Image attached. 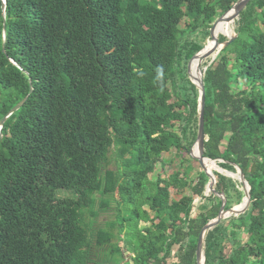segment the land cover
I'll return each instance as SVG.
<instances>
[{
  "label": "trees",
  "instance_id": "obj_1",
  "mask_svg": "<svg viewBox=\"0 0 264 264\" xmlns=\"http://www.w3.org/2000/svg\"><path fill=\"white\" fill-rule=\"evenodd\" d=\"M237 1L0 0V123L21 104L0 137V264H201L203 227L232 208V190L242 202L243 184L213 171L208 191L204 164L195 180L149 175L172 148L191 152L188 70L202 38L228 40L212 25ZM234 24L201 64V156L241 168L251 204L215 224L204 251L206 264H264V0Z\"/></svg>",
  "mask_w": 264,
  "mask_h": 264
},
{
  "label": "water",
  "instance_id": "obj_2",
  "mask_svg": "<svg viewBox=\"0 0 264 264\" xmlns=\"http://www.w3.org/2000/svg\"><path fill=\"white\" fill-rule=\"evenodd\" d=\"M250 0H238L236 2V4L229 10L227 11L224 16L220 19L219 21V25L223 24V21L226 19V17L228 15H231V17L229 19H232V21H235V19H237L239 17V14L241 12L242 9H244V7L248 4ZM4 8H6V3L4 4ZM222 35L227 36L228 40L224 43H220V42H215L214 46H212L211 42H208L207 44H205L204 48L202 50H200L194 57L192 64L189 67V74L196 80L197 82V86L199 88V124H198V137L196 139V142L193 145V148L191 150V155L193 156V158L197 159L200 164L202 165L204 160H209L212 161L216 164V166L218 168H215L214 170L221 172L225 171L226 176H229L230 178H233L236 176H238V178H236L240 183L243 184L244 190H245V197L244 200L237 206H241V208L236 209L235 207H232L230 210H228L226 213L221 214L220 216L210 220L202 229L199 238H198V243H197V254H198V258L202 255L203 256V262L202 264H206V257H205V251H204V244H205V238H206V234L209 230L213 229L215 224H217L218 222L222 221L223 219L229 218L231 215L233 214H237L239 212H245L247 210V208L250 206L251 204V193H250V186L248 184V182L245 180L243 171L241 170V168H239L238 166H236V172H231V171H227L221 167H219L218 163L215 160L206 158L201 156V151L204 147V141H205V85L203 82V78H204V73L205 70L207 69V67L202 68L201 67V63L202 60L205 58L207 52L211 49H218L219 51H221V49H223L225 46L229 45L231 42L234 41L235 36L233 35H228L226 33H222ZM209 38V37H208ZM219 54V53H218ZM217 57V56H216ZM215 58H213L212 61H214ZM211 61V63H212ZM197 66L198 67V71L200 72V75H194L192 73L193 68ZM21 106V104L19 106H16L0 123V137L2 136V128L4 125V122L11 116V114L13 112H15L19 107ZM194 147H197L198 151L197 153H194ZM210 175L212 180L209 182V188L208 191H210V187H212L214 181H215V175L213 173V170H209Z\"/></svg>",
  "mask_w": 264,
  "mask_h": 264
},
{
  "label": "rangeland",
  "instance_id": "obj_3",
  "mask_svg": "<svg viewBox=\"0 0 264 264\" xmlns=\"http://www.w3.org/2000/svg\"><path fill=\"white\" fill-rule=\"evenodd\" d=\"M223 16H224V14H221L215 18V21L212 25V30L216 31L217 29H219V27L222 28V25L224 28V23H225V21H227L226 23L233 28V31H234L233 36H235L234 21H232V19H229L231 17V15H228L226 17V19L223 21V24L218 26L219 21ZM180 27H181V29L186 28V20H183L180 23ZM201 41L203 42L204 45L207 44L208 42H211V44H214L215 42H219L218 36H214L212 38L209 37V38H205V39L202 38ZM218 53H220V51L216 48L209 50L207 52L205 58L202 60L201 64L203 65L205 63H208V64L211 63L213 58H215L218 55ZM183 152L184 151L179 152V151H177L176 148H172L170 152L164 153L163 156L161 157V159L157 162L156 171L149 175V177H150L149 179L156 181L159 176H162V178H168L174 172L184 171V172H187V175L189 176V178L191 180H195L199 171H200V163L195 158H193L191 153H189V154L187 153L184 155ZM213 171H216V170H213ZM226 173L227 172L222 171V174H224L225 176H226ZM227 177H229V176H227ZM233 180L235 182H237V179L235 177ZM238 188L240 191L245 193L243 186L238 185ZM64 194H65V192L61 193V195H64ZM185 195H187V196L192 195V192H190L189 188H185L182 192H178V191L174 190L173 194H172L173 198H176V199H180L181 197H183ZM230 195H231L230 201L232 203V207H237V205H239V204H237V200H238L237 193L234 190H232ZM243 200H244V198H243ZM196 202L197 201H194V205H196ZM195 208L196 209H195L194 215L199 213L198 207H195ZM227 226H230V225H227ZM140 227L141 228L145 227V223L143 221H140ZM88 236H89L90 240H93V235H88ZM238 239L241 242H245L247 239V236H246V234L241 233L239 235ZM120 246L122 248H124V243H121ZM126 256H129V254L127 252H126Z\"/></svg>",
  "mask_w": 264,
  "mask_h": 264
},
{
  "label": "bare ground",
  "instance_id": "obj_4",
  "mask_svg": "<svg viewBox=\"0 0 264 264\" xmlns=\"http://www.w3.org/2000/svg\"><path fill=\"white\" fill-rule=\"evenodd\" d=\"M226 22L227 21H225V28H226L227 31L223 29V25H222V28L219 27V31L221 33H226L228 35H233V32H234L233 31V28L231 26H229ZM226 25H227V27H228L229 30L227 29ZM212 46H214V44H212ZM195 69L197 71V75H200V72L198 71V67L197 66H195ZM192 73L194 75H196V73L193 70H192ZM197 151H198L197 147H194V153H197ZM203 164L206 165L207 167H209L210 168L209 170H214L215 168H218L214 162L209 161V160H204ZM235 178H238V176L235 175ZM235 208L236 209H239V208H241V206H237ZM200 261H201V264H202V262H203V256L202 255L200 256Z\"/></svg>",
  "mask_w": 264,
  "mask_h": 264
}]
</instances>
